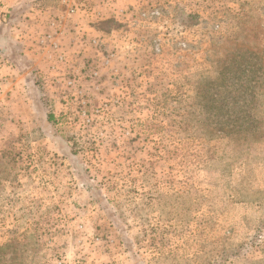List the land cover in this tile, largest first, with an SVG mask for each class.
<instances>
[{
	"label": "rangeland",
	"instance_id": "374dc122",
	"mask_svg": "<svg viewBox=\"0 0 264 264\" xmlns=\"http://www.w3.org/2000/svg\"><path fill=\"white\" fill-rule=\"evenodd\" d=\"M105 1L0 27V264H264V0Z\"/></svg>",
	"mask_w": 264,
	"mask_h": 264
},
{
	"label": "crops",
	"instance_id": "0c3cea01",
	"mask_svg": "<svg viewBox=\"0 0 264 264\" xmlns=\"http://www.w3.org/2000/svg\"><path fill=\"white\" fill-rule=\"evenodd\" d=\"M126 1L130 2V0H123V2ZM1 3L2 6L0 7V27L3 25L7 29L11 28L12 26L16 28V25L19 24L45 23V25H49L50 23H56L58 33L53 39L59 42L61 46L60 49L66 52L67 58L70 59L72 56H75V54L78 55L80 53V51H75V48L73 46L74 38L72 36V33H69V28L65 29V26L63 27V22L66 21V9L63 6L61 0H1ZM102 5L109 6L108 1L106 0L102 3ZM16 32L17 31L13 32L10 29V33L14 36V39L19 36ZM18 33H20L21 40L23 37L24 39L22 41L25 42L26 32L23 34L21 31H18ZM38 36L36 37V41H38ZM0 39H3V37H1ZM27 49L28 48L26 47L24 50H21L29 54ZM45 50L46 47L41 49L36 45L33 50L37 53V56L40 57V61H42L41 64H43L44 67L47 66V53L45 52ZM40 66L42 69L44 68L42 67V65Z\"/></svg>",
	"mask_w": 264,
	"mask_h": 264
},
{
	"label": "built area",
	"instance_id": "2783aa9c",
	"mask_svg": "<svg viewBox=\"0 0 264 264\" xmlns=\"http://www.w3.org/2000/svg\"><path fill=\"white\" fill-rule=\"evenodd\" d=\"M63 4L67 6V13L73 14L77 11L79 6L86 5L87 0H61ZM0 3V7H1ZM54 24V23H52ZM57 34V31L55 32H46L42 35V38L40 39V42L43 46L47 47V54L49 53V57L53 59L51 63V68L54 69L56 65L60 63H64L65 61V55L62 50H60V44L58 41L53 39L55 35ZM95 42V41H93ZM51 53V54H50ZM109 57H104V64H107L109 62ZM88 76L90 77H96L98 75V71L92 67V65L88 66ZM76 79L74 77H67L66 79V86L68 87H74L75 86ZM80 92V91H78Z\"/></svg>",
	"mask_w": 264,
	"mask_h": 264
}]
</instances>
